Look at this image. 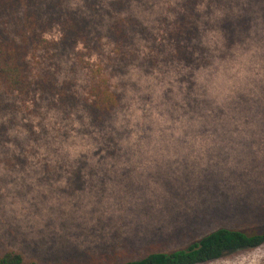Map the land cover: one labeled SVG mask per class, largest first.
<instances>
[{
	"label": "trees",
	"instance_id": "16d2710c",
	"mask_svg": "<svg viewBox=\"0 0 264 264\" xmlns=\"http://www.w3.org/2000/svg\"><path fill=\"white\" fill-rule=\"evenodd\" d=\"M153 3L160 10L150 14ZM263 43L264 0H0V165L47 160L68 133L90 146L60 157L69 163H86L94 149L117 157L135 131L155 129L154 87L169 105L164 114L186 117L193 129L200 117L225 113L206 89L233 48ZM135 102L142 113L130 121ZM263 245L264 225L252 233L219 228L172 251L121 249L78 261L8 249L0 264H209Z\"/></svg>",
	"mask_w": 264,
	"mask_h": 264
},
{
	"label": "rangeland",
	"instance_id": "374dc122",
	"mask_svg": "<svg viewBox=\"0 0 264 264\" xmlns=\"http://www.w3.org/2000/svg\"><path fill=\"white\" fill-rule=\"evenodd\" d=\"M152 5L150 14L160 10ZM51 37L58 39V31ZM215 37L223 42L218 33ZM233 49L234 57L207 81L213 88L206 89L207 96L218 98L225 113L200 117V127L188 129L186 117L168 118L169 105L154 87L155 129L135 131L131 147L117 157L94 149L86 163H69L60 157L81 155L90 146L68 133L61 146L47 149V160L37 158L24 168L0 165V254L13 249L43 260L81 261L127 249L140 256L150 248L186 247L219 228L260 229L264 43ZM137 105L130 121L140 119ZM209 264H264V245Z\"/></svg>",
	"mask_w": 264,
	"mask_h": 264
}]
</instances>
